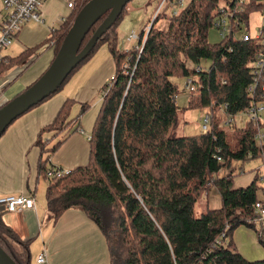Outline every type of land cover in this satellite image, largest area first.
<instances>
[{"label":"trees","instance_id":"1","mask_svg":"<svg viewBox=\"0 0 264 264\" xmlns=\"http://www.w3.org/2000/svg\"><path fill=\"white\" fill-rule=\"evenodd\" d=\"M88 1L75 0L69 15L52 30L49 40L55 55L73 17ZM221 8L231 29L210 42L208 31L216 26ZM254 9L263 11L264 0H189L175 15L159 14L147 32H139L137 44L125 50L116 46L115 31L125 5L78 64L101 43L108 44L115 62L113 77L101 90L88 161L48 177L51 166L43 160L38 171L48 180L45 195L52 218L70 207L80 208L104 235L110 264H264V258H245L232 241L234 230L245 225L256 231L264 247L254 208L264 200L259 173L248 185L234 187L233 179L241 172L231 171L234 161L264 159V142L255 138L257 127L250 122L244 127H237L234 119L230 125L222 122L252 102L264 103V45L253 37L236 36ZM107 14L90 28L82 46ZM161 16L167 18L165 28L155 26ZM30 51L1 57L0 75ZM258 55L261 65L255 66ZM203 59L209 61L205 67L200 66ZM179 77L194 83L183 107L175 99L179 90L174 78ZM184 109H206L211 114L209 128L177 136L178 113ZM66 112L61 109L43 130L68 129L73 121L64 117ZM37 144L43 147L39 139ZM211 186L220 194L219 208L205 202ZM203 199V209L196 214L195 206ZM5 212L0 208V247L16 264H34L29 241L2 220Z\"/></svg>","mask_w":264,"mask_h":264},{"label":"crops","instance_id":"2","mask_svg":"<svg viewBox=\"0 0 264 264\" xmlns=\"http://www.w3.org/2000/svg\"><path fill=\"white\" fill-rule=\"evenodd\" d=\"M70 12L64 0H45L40 8L41 21L24 24L13 37L11 45L1 52L2 58H16L31 48L22 62L0 75V105L30 86L47 69L55 56L53 41L49 40L51 32ZM2 15L0 0V20ZM149 19L150 16L145 24H150ZM121 21L122 18L115 29L116 46L127 50L135 46L138 40L129 38L131 32H136L133 28L122 35ZM143 27L138 35L145 29ZM43 66L46 69L43 68L42 72ZM114 70L115 62L108 44L101 43L68 76L57 92L18 116L0 136V197L6 194H23L32 196L35 203L31 209L5 212L2 220L21 240L29 241L34 264L36 256L42 252L46 254L47 264H110V253L104 235L80 208L70 207L56 220L52 218L45 195L48 180L39 173L38 164L46 160V166L70 170L87 163L90 135L102 99L101 90ZM76 105L79 108L74 112ZM63 108L67 110L64 117L73 121L68 129L43 130L54 122ZM38 139L42 142V148L37 144ZM59 140L61 142L57 147L49 151ZM258 171L259 169L235 176L234 187L248 185ZM41 183L43 198L39 197L38 192ZM204 199L210 208L221 206L220 194L214 186L208 189ZM232 241L236 249L238 246L243 248V252H239L245 258L248 259L249 254L255 252H259L261 258H264V251L257 246L259 240L254 229L252 231L247 226H238L232 234ZM257 257L256 259H261Z\"/></svg>","mask_w":264,"mask_h":264},{"label":"water","instance_id":"3","mask_svg":"<svg viewBox=\"0 0 264 264\" xmlns=\"http://www.w3.org/2000/svg\"><path fill=\"white\" fill-rule=\"evenodd\" d=\"M130 0H89L75 15L47 69L27 88L0 105V136L18 116L57 91L67 76L87 57L101 35L112 25ZM91 37L82 42L104 14ZM0 264H16L0 247Z\"/></svg>","mask_w":264,"mask_h":264},{"label":"built area","instance_id":"4","mask_svg":"<svg viewBox=\"0 0 264 264\" xmlns=\"http://www.w3.org/2000/svg\"><path fill=\"white\" fill-rule=\"evenodd\" d=\"M45 0H2L3 15L0 20V58L1 52L8 48L13 40V37L21 29V27L29 21L39 22L41 21L40 8ZM67 7L72 10L75 6V0H64ZM238 2H243L244 0H233ZM185 0H157V5L155 10L150 14V19L148 25L143 29L145 32L149 29L150 25L154 19L161 13H166L163 9H168V14L175 15L181 9L187 5ZM221 12V17L218 18L215 25L220 29V36H224L226 32H229L231 26L228 25L226 18V13H224V8L219 10ZM264 13V10L261 11ZM63 21V20H62ZM236 25V24H235ZM249 37L256 38L261 44L264 45V22L258 28V32L255 36H245L244 39ZM129 38L138 40L139 36L137 33L131 32ZM261 55H258L257 60L254 62L255 66L261 65ZM113 77V74L111 78ZM110 78V79H111ZM185 86L189 91L194 90V83L190 77L186 78ZM264 107V103L252 102L251 105L243 112L247 118L252 121L253 124H257L260 121V112ZM211 116L210 114H205L202 130L206 131L210 125ZM233 122V116L227 117L223 123L225 125H230ZM255 138L258 141H263L264 131L260 127L257 128L255 133ZM68 169L61 167L51 166L47 171V176H60L64 173H68ZM259 182L264 184V166L261 173H259ZM261 187V186H259ZM264 192V186L260 188ZM264 197V195H263ZM35 203L32 196L23 194H6L0 197V208L9 212L22 211L23 209L34 208ZM255 213L257 218L255 219L256 225L259 226L261 230V237L264 239V200L258 201L255 205ZM36 264H47L46 254L44 252L39 253L35 258Z\"/></svg>","mask_w":264,"mask_h":264},{"label":"rangeland","instance_id":"5","mask_svg":"<svg viewBox=\"0 0 264 264\" xmlns=\"http://www.w3.org/2000/svg\"><path fill=\"white\" fill-rule=\"evenodd\" d=\"M174 1V0H173ZM189 2V0H185ZM157 5V0H130L126 4V11L125 15L122 17V23L120 26V32L122 35H125L129 29L133 28L136 32L142 28L143 26L148 25L147 23L145 24L146 20H148L150 14L152 11L155 10V6ZM225 5L226 8L228 9L229 6L228 4H224L223 2H220V6ZM166 13L168 12V9H163ZM168 14V13H167ZM74 18V17H73ZM264 22V13L261 12V10L254 9L249 12V17H248V22L247 24H243V27L238 30L236 33L237 37H245V36H255L258 32V28L263 24ZM167 18L166 17H160L158 21L156 22L155 26L158 28H165L167 25ZM145 24V25H144ZM220 29L217 26H211L209 31H208V40L210 42H217L220 39ZM144 40H142L143 43ZM45 53H43L44 55ZM48 56V53L46 57ZM209 63L208 60L203 59L200 62V66H207ZM191 64V63H190ZM46 63L44 64V66ZM44 66L41 68V70L44 68ZM46 69V67L44 68ZM42 70V72L44 71ZM40 75V74H39ZM175 82L177 83L178 86V97H177V103H179L180 107L185 106L187 104V99L190 91L186 88L185 82H186V77H179V78H174ZM176 99V98H175ZM262 103V102H260ZM78 105L75 106L74 112L78 110ZM206 114V109H192V110H180L178 113V126L175 130V134L177 136H183V135H192L196 133L202 132V124L203 120ZM245 115L243 112L237 113L235 116H233V119L235 118V125L237 127H244L247 122L252 123L247 116L243 117ZM211 116V114H210ZM226 118H223V121ZM222 121V122H223ZM253 124V123H252ZM255 127H260L262 131H264V107L260 112V121L257 124H253ZM264 142V139H263ZM264 166V159L261 158H249L246 159L242 162L239 161H234L233 166H232V173H240L241 175L243 174H249L253 173L255 170L259 169V173L262 172ZM229 170V169H228ZM225 174H228V171L225 172ZM259 186L263 187L264 184L262 182L258 181ZM39 197L43 198V183L39 186ZM202 201L198 202L195 206V212L196 214H199V212L203 209L202 207ZM245 226V225H241ZM248 227V226H247ZM250 228V227H249ZM256 228H259V226L256 225ZM251 229V228H250ZM253 231V228H252ZM256 238V236H255ZM258 248L260 250L264 251V247L257 243ZM238 251L243 252V248L240 246L237 247ZM258 256V257H257ZM245 257V256H244ZM261 258V254L259 252L251 253L249 254L248 259H255Z\"/></svg>","mask_w":264,"mask_h":264}]
</instances>
